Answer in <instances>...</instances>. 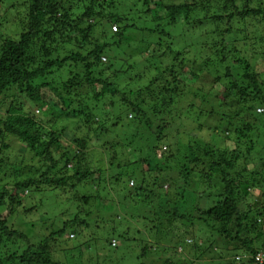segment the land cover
<instances>
[{
  "label": "trees",
  "instance_id": "1",
  "mask_svg": "<svg viewBox=\"0 0 264 264\" xmlns=\"http://www.w3.org/2000/svg\"><path fill=\"white\" fill-rule=\"evenodd\" d=\"M97 1L98 0H29L25 15L22 19V32L16 37L5 35L3 34L4 32L0 33V140L2 141V149H9V144L5 142L8 139L16 138L23 145L22 151H30L38 162L39 156H45V159L52 162L50 169H55L58 166V160L54 161L53 151H59L62 148L59 135L55 132H50L49 142L42 140L43 135L41 134L40 126L33 118L28 117L25 113L22 102H19L18 92L25 94L34 104L41 105L43 115L47 117L53 116L57 119L67 111L64 105L68 97L66 93L72 92L80 96L81 90H83L85 86H97L98 90L96 87L91 97L92 99L88 101V103L91 102L90 105L83 103L85 109L87 108L90 111L87 115L88 120L85 125H90L94 117L109 115L107 114L108 112L104 111L106 108L100 106L101 102L107 100V98L119 96L124 103L127 102L125 95L121 92L119 93L116 87V83L119 81L120 77H123L122 72H117L110 78H97V76L91 78L88 76V83L86 84H82L83 82L81 81H73L70 86L71 91L69 86L66 85V89L63 92H61L59 88L53 86V84L42 83V81L45 80L48 74L55 68L64 67L67 64H85L87 68L93 70L100 67L99 64L101 63L103 68H100L99 71L100 74H104L105 76V71L108 69L111 70V68L114 67V65L111 64L105 67V63L108 62L107 58L111 55L110 53L117 49V51H119V46L122 43L125 44V42H129L132 44L136 42L133 39V33L140 31L139 33L141 34L147 32L149 35H147L148 39L146 40L140 37L142 40L139 42V45L141 46H136L139 51L141 50L138 56H143L147 51H150L149 53H152V51L154 52L155 47L151 48L154 45L153 43L159 46V50H166V52L157 56L156 59L159 60L165 57L176 60L177 57L174 56V58H172L173 55H183V57L186 58L187 55L185 56L184 54L189 53L190 50L200 44V46L209 49V53L218 55L220 57L218 62L225 66V75L224 79L220 80L218 75L217 79L211 74L213 77L212 80H214L211 85L215 87V85L220 84L221 81L225 82L221 92L224 94V101L222 103L224 105H229L228 110L227 113H223L222 115V123L216 124L214 119L211 118L214 115H219L221 112L217 107L218 100L216 98L215 106H210L206 102L209 110L200 109L195 106V104L189 102L187 94L182 92L178 83L183 81V78H176L174 76L171 85L161 86L163 81V73H161L151 79L152 81L150 83L152 86L146 89L148 93L140 92V96L137 97L136 102L128 101L130 107L128 108L127 115L130 113V117L124 115L126 107H122L118 110V113L111 117L112 125L104 129V136L106 139L111 141L109 138L112 139L111 137H114L115 141H120L122 145H133L139 136L138 130L141 127H148L151 129L153 124L156 123L153 117L157 116V119L161 121L158 126V138H153V142L149 145H151L155 151L156 149L160 150L158 145L163 143L166 147L161 151H165L168 155V160H170L176 156L171 148L174 138L172 134L170 136L163 135L165 134L166 127L170 126L167 122V117L169 116L178 126L175 138L177 137L180 139L182 135V137H184V132H188L192 138H198L196 132L191 131L187 127L191 124L190 122H192L196 123L200 129L209 126L211 132L218 133L220 131L223 136L227 132L231 136L233 133H236V143H238L239 146L242 144L245 146V153L247 155L254 156V154H256L259 157L261 155L264 157L262 154L264 152V132H262L263 129L261 127L264 126V114H258V112L261 113V111H259L261 109H258V106L264 107V79L262 78L264 72L263 74L257 73L251 63V59L254 55H259V50L256 49V51H254L255 45L253 44H239L241 41L232 34L236 25L242 27V25H246L249 20L260 21V23L263 22L264 0H170L172 1L171 3H168L166 0H144L143 4L138 1L135 11L129 10V14L124 16L117 14V21L121 30L114 33L111 28L107 27V23L103 26H97L96 24L93 25L88 22L90 20L93 21V19H99L100 23L104 21L105 13L103 11H98L94 7V5H98ZM103 2L107 3L106 1ZM89 3L90 6L88 7L87 4ZM150 3H152L151 6L154 7L153 9L149 8ZM100 4L99 2V5ZM158 9H163L164 13L161 14ZM78 10H81L82 13L78 14ZM259 16L263 18H258ZM1 21L7 24L9 18H7L6 14ZM1 21L0 27L2 25ZM83 25L85 27H83ZM137 25H140L139 29L136 27ZM99 27L103 30V37L110 35L106 34L109 32L114 35L111 43L101 42L100 40H96L97 42L95 40L94 42L91 41L92 37L99 33ZM106 30H108V32H106ZM237 30V33L244 31L241 28ZM64 36H66V38L58 40ZM72 41H75L73 44L75 48L70 54L62 56V54L59 53V48L67 42L72 44ZM176 46H182V50L175 53L177 51ZM121 49L123 48L121 47ZM142 49H144L143 52ZM159 50L156 51L157 55ZM83 51H87L86 55L80 54ZM122 52L120 56L122 55L124 57L128 55H124V50ZM168 52L171 53L170 56ZM133 56H137V53L134 52ZM103 59H106V61L103 62ZM194 65L196 66L198 64L194 62ZM173 69L172 67V71ZM94 74L95 72H93V75ZM199 74L204 75V70L202 69L197 76H199ZM201 76L199 79L207 78L206 75ZM194 82L196 83L197 80ZM156 86H158V88H156ZM195 87L200 89L203 88L202 85L197 86V83ZM152 88H154V90H152ZM230 92H235L234 98L230 96ZM232 99L233 104H230ZM111 103L113 105V101L110 102V105ZM176 105L181 106L177 109V107L175 108ZM96 109L98 110L95 111ZM1 112L5 113V115ZM262 112L264 113V109ZM95 114L97 115L95 116ZM124 117H129L127 119L129 123H124V125L132 129L130 131L135 134L131 133V135H128V131H126L124 132L125 137L123 139L115 135L111 136V133L115 129L120 128L119 125H122L121 121ZM213 123H215V127L210 126ZM124 125H122V129ZM42 129L44 128L42 127ZM254 132H257V134L253 139L251 133ZM219 134H217L218 138H220ZM198 139L202 140L201 138ZM73 140L78 142L77 139ZM79 143L82 149H86L82 154L79 152L80 154H78L77 158L79 163H83L85 161L87 148L95 145L96 142L84 140ZM107 144V141H105L103 144L104 148L108 146ZM102 149V146H97L96 150L103 155ZM189 149L191 150L192 147ZM127 150L128 147L126 148V151ZM204 150L209 158L216 160L212 161L207 174L203 176L200 175L202 178H200L199 186L201 189L204 188V191H211L216 189L215 186L217 184L215 185V181L217 180V183L219 181V187L221 186L222 190L219 194L221 201L218 203L213 204L215 197H204L205 192L202 191L197 193L198 195L195 193L188 194V200L185 202L187 206H183L182 208L173 207L170 206V203L174 202L176 197H174L175 195L172 192L166 191L164 196L165 200H161L162 202L160 204H156L153 201L157 193L156 189L160 190L159 188L162 187L159 182H161L162 178H167L168 184L173 178L170 173H167L166 168L160 166L152 159H145L144 161L147 163L149 162L148 170L155 168L156 176H153L154 178L152 179V177L150 178V176H152L150 171H143V173L139 171L138 174H140V176H138V179H135L134 176L136 175V171H134L133 175H129L128 177L132 178V180H136L137 186L133 189L128 186V197L131 199L133 197L136 198V200L133 199V201H135V207L139 202H142V207L146 206L143 215L145 219H148L147 221L152 224V227L149 228L150 231H148L149 234L157 238V241L168 237L169 240L171 239L169 242L173 243L175 246L184 245L186 252L191 254L193 261H202V259L208 256L210 257L207 253L212 250V246L209 247L204 244H199L196 239L195 244L189 246L187 244L188 238H197L195 236L200 232L197 228L203 227V224L208 226L209 223L212 222L215 224L213 227H215L217 232L224 236L226 240L231 241V243H240L241 249L252 256V258L249 259L250 264H263L259 261V257L261 254H264V206L256 211L250 208L247 211L243 210L240 206L238 194H236V187L240 184L249 188H255L256 185H260L257 174L249 175V178H246V184H244L241 181L243 178L242 173L232 174L236 162L235 159H228L227 152L220 149L218 146L210 144L206 145ZM236 151L239 152L237 149ZM106 152L110 153V151ZM237 152L234 153V158L237 157L241 159V155ZM62 157L66 158L68 154H64ZM120 157L123 158V160L117 159L115 156L112 158L113 164L111 162L115 168L114 172H112L115 179L112 181V186H109L111 184L108 183V187H111L113 190H115L116 185L119 186L122 180H124L122 177L123 171H132L131 168H133L136 163L134 162L126 165V161H124L126 157L125 152ZM126 159L128 162V156ZM194 163H196L198 167L199 160H194ZM42 165V162H40L37 166H31L28 174L27 172H22L20 181L14 186L16 195H8V198L10 197V203L4 210V213L0 214V233L5 235L9 241L16 242L22 240L25 241V243L27 242V248L22 252L16 251L14 254H6L5 257L0 256V264H69L55 262V259H50L49 257L44 259L47 249L49 248L48 244L51 243L54 236L57 235L61 237L66 232L67 224H65L53 237L47 239L46 246L37 248V251H35L36 247L30 244L26 236L11 232L7 226L8 219L15 209L16 204L14 205V203L20 197L21 192L29 187V185L38 184V181H35V176L32 174L36 172L37 169L40 170ZM261 165L263 166L264 162H262ZM181 167L185 170L186 177L190 178L192 170L185 165ZM192 172L194 173V170ZM197 173L198 172H195L196 177L199 176ZM40 177H43V174ZM77 177L84 178L87 177V174L79 173ZM149 178L152 180L148 181ZM45 181L49 182L50 180L47 179ZM61 181L63 182L64 179ZM150 183L153 186H151ZM197 198L206 201L204 202L206 204L211 201V206L207 207L206 204L202 205L201 203H197L196 200H194ZM91 200L92 198H83L86 204H90ZM125 207L132 208L130 206ZM194 207L197 209L195 210ZM126 210L130 214L129 209ZM186 211H188V213ZM126 218L127 217L122 219ZM78 222L79 220L75 219L68 224L77 229L81 227ZM115 228L116 227H114V230H116ZM182 229H184L185 237L180 238L179 236L182 234H180L179 231ZM76 231H80V229ZM108 232L110 233V230H108ZM111 233L114 234L113 230ZM111 233L110 235H112ZM137 233L142 234L143 232L139 230ZM175 236H177L176 239ZM124 237L125 236L121 233V236L118 238L126 241L127 238L125 239ZM177 239L178 241L176 242ZM260 240H263V243L259 248L256 247L255 243ZM148 243L149 242H146L144 244V253L148 250ZM1 247L2 244L0 240V248ZM117 248L118 246L115 247V249ZM260 249L263 251L261 252ZM192 260L183 261V263L179 264H193L194 262ZM165 264L170 263L166 262Z\"/></svg>",
  "mask_w": 264,
  "mask_h": 264
},
{
  "label": "rangeland",
  "instance_id": "2",
  "mask_svg": "<svg viewBox=\"0 0 264 264\" xmlns=\"http://www.w3.org/2000/svg\"><path fill=\"white\" fill-rule=\"evenodd\" d=\"M138 1L143 4L144 0H98V5H94V7L98 11H103L105 13L104 21L100 23L99 19H93V21L90 20L88 22L93 25L96 24L97 26H103L107 23V27L111 28L113 33L119 32L121 29L117 21L118 15L124 16L129 14V10L135 11ZM166 1H168V3L172 2L170 0ZM28 2L29 0H0V21L4 18L5 14L7 18H9L7 24L1 21L0 33L4 32L3 34L5 35L16 37L22 32V19L25 15ZM99 2L101 3L100 5ZM151 4L152 3H150L149 8L153 9L154 7H152ZM87 6L89 7L90 3L87 4ZM158 11H160L161 14L164 13L163 9H158ZM77 13L80 14L82 12L78 10ZM258 18L263 17L259 16ZM114 26L117 27V31H114ZM83 27L85 26L83 25ZM136 27L139 29L140 25ZM238 28L244 31L237 33ZM98 29L99 33L94 37L91 36L93 39H91V41L100 40L106 43H111L113 41L114 35L112 33H106L110 35L107 37L105 36V38L103 37V30H101L100 27ZM106 32H108V30H106ZM139 32L133 33V39L136 42L132 44L129 42H125V44L122 43L123 45L121 44L122 46H119V51H117V49L110 53L111 55L107 58L108 62L105 63V67H108L109 64L114 65V67L111 68V70H106L105 76L104 74H100L99 71L100 68H103L101 63L99 64L100 67L93 70L87 68L85 64H67L64 67L55 68L48 74L46 79L42 81V83L53 84V86L59 88V90L63 92L66 89V85H68L70 89L73 81H81L83 82L82 84H86L88 83V76L91 78L94 76H97V78H110L113 77L115 73L122 72L123 77H120L119 81L116 83V87L119 93L121 92L125 95L127 102L124 103L119 96L107 98V100L101 102L100 106H104L106 108L104 111L108 112L107 114L109 115L94 117L90 125H85L88 120L87 115L90 111L87 108L85 109L83 103L90 105L91 102L88 103V101L92 99L91 97L97 86H85L86 90L85 88L81 90L80 96L72 92L66 93L68 97L64 105L67 111L57 119L53 116L47 117L43 115L41 105L34 104L25 94L18 92L19 102H22L25 113L39 124L41 134L43 135L42 140L49 142L50 132H55L59 135L62 148L59 151H53V158L54 161L58 160V166L55 169H50L52 165L50 160L45 159V156H39L38 162L30 151H22L23 145L16 138L8 139L5 142L9 144V149H2V141L0 140V214L4 213V210L10 203V197L8 198V195H16L14 186L20 181L22 172H27L28 174L31 166H37L38 163L42 162V168L40 170L37 169V171L32 174L35 176V181H38V184L29 185V187L21 192L20 197L14 203V205L16 204L15 209L8 219L7 226L11 232L26 236L30 244L36 247L35 251H37V248L47 245L46 241L48 238L53 237L65 224H67L66 232L61 237L57 235L54 236L51 243L48 244L49 248L47 249L44 259L49 257L50 259H55V262L69 264H165L166 262L170 264H179L183 263V261H191V254L186 252L184 245L175 246L173 243L169 242L171 239L169 240L168 237L157 241V238L148 233L152 224L148 222V219H145L143 215L146 206L142 207V202H139L135 207V201H133V199L136 200V198L133 197L131 199L128 197V188L130 187L133 189L137 186V181L133 179L135 186L132 187V185H130L132 178L128 177L129 175H133L134 171H136V175L134 176L135 179H138V176H140V174H138L139 171L142 173L143 171H150L152 175L150 178L152 177V179L154 178L153 176H156L155 168L148 170L149 162L147 163L144 161L145 159L155 160L157 164L166 168L167 173H170L173 178L168 184L167 178H162L161 182H159L162 187L159 188L160 190L156 189L157 193L153 200L156 204H160L162 202L161 200H165L164 196L166 191L172 192L175 195L174 197H176L175 201L170 203V206L173 207L182 208L183 206H187L185 202H187L189 195L192 193L197 194L202 191L205 192L204 197H215L213 203L215 204L221 201L219 194L222 189L221 186L219 187V181L218 183L217 180L215 181V185L217 184L215 186L216 189L211 191H204V188L201 189L199 181L200 178H202L200 175L203 176L207 174L212 161L216 160L209 158L204 148L208 144L218 146L220 149L227 152L229 160L235 159L236 165L232 174L242 173L243 178L241 181L244 184H246L245 181L249 175L257 174L260 185H256L255 188H249L240 184L236 187V194H238L240 206L243 210L247 211L250 208L256 211L264 206V165H261L262 162H264V157H262V155L259 157L256 154H254V156L247 155L245 153V146H243V144L239 146V144L236 143V133H233L231 136L227 132L224 135L227 137H224L220 131L218 133L211 132L209 126L200 129L196 123L190 122L191 124L187 126L188 129L193 132L195 131L198 138L202 140L195 137L192 138L188 132H184V137H182V135L179 139L177 137L175 138L178 126L168 116L167 122L170 126L166 127L165 134L163 135L170 136L172 134L174 141L172 142L173 146L171 148L174 150H172V152L176 154V156L170 160H168V155L165 151H161L166 147L163 143L158 145L160 150L156 149L155 151L152 146L149 145L153 142V138H158V126L161 121L157 119V116L153 117L156 123L153 124L152 130L148 127H141L138 130L139 136L133 145H122L120 141H115L114 137H111L112 139L109 138L111 141L106 139L104 136V129L112 125L111 117L118 113V110L122 107H126L124 115L126 117L129 116L130 113L127 115L128 108L130 107L129 102H136L137 97L140 96V92L148 93L146 89L152 86L150 83L152 81L151 79L161 73H163L161 86L171 85L174 76L176 78H183V81L178 83L182 92L187 94L189 102L195 104V106L200 109L209 110L206 102L210 106H215L216 98L218 100L217 107L219 111H221L219 115L211 117L216 124L222 123V115L223 113H227L228 110L229 105H224L222 103L224 101V94L221 92L225 82L221 81L222 83L216 84L215 87L211 85L214 81L212 80V75L217 79L218 75L220 80L224 79L225 75V66L218 62L220 59L218 55L209 53V49L200 46V44L190 50L189 53H185L184 55H187L186 58H184L183 55H173L172 58L176 56V60L170 57L159 60L156 59L157 56H160L162 53L166 52V50H159V46L153 43L154 45L151 48L155 47V53L153 51L152 53L147 51L143 56H138L141 50L139 51L136 46H141L139 45V42L142 40L140 37L146 40L148 39L147 35H149L147 32L143 34ZM232 34L241 41L239 44H253L255 45L254 51H256V49L259 50V55H254L251 59V63L257 73L263 74L264 19L261 23L260 21L249 20L248 23L242 25V27L236 25ZM63 38H66V36L58 40ZM74 43L75 41H72V44L70 42L65 43L59 48V53H61L62 56L70 54L75 48L73 45ZM121 47L123 49H121ZM176 49L177 51L175 53L180 52L182 46H176ZM123 50L125 52L124 55H128L124 57L121 55V57L120 54L123 53ZM143 50L144 49H142V52ZM157 50H159L158 55L156 53ZM133 51L137 53V56H133ZM86 53L87 51H83L80 54L86 55ZM168 55L170 56L171 53L168 52ZM104 61H106V59ZM194 62L198 65L195 66ZM172 67L174 68L173 71ZM202 69L204 70V75L199 74V76H197ZM93 72H95L94 75ZM201 75H206L207 78L199 79ZM262 78L264 79V74ZM195 80H197V86H203V90L195 87ZM156 88H158V86H156ZM152 90H154V88H152ZM230 96L234 98L235 92H230ZM111 101H113V105L112 103L110 105ZM232 102L233 99L230 101V104H233ZM180 106L181 105H176L175 108L177 107V109H179ZM258 109H261V113L257 111L258 114H264L262 112L264 107L258 106ZM97 110L98 109L95 111ZM2 114L5 115V113ZM96 115L97 114H95V116ZM126 117L122 119V125H124V123H129L127 119L130 116L128 118ZM215 123L210 126L215 127ZM122 125H119L120 128L115 129L111 133V136L115 135L123 139L125 137L124 132L128 131V135L134 133L131 132L130 130L132 129H129L126 125H124L122 129ZM42 127L44 129H42ZM261 127L263 129L262 132H264V126ZM217 134H219L220 138L217 137ZM256 134L257 132L251 133L253 139ZM73 139H77L78 142H75ZM84 140L95 141L96 144L87 148L85 161L79 163L77 160L78 154H82L83 151L86 150L80 147L79 142ZM105 141H107L108 146L104 148L103 144ZM97 146L103 147V155L96 150ZM127 147L128 150L126 151ZM190 147H192L191 150L189 149ZM236 149L239 152H237ZM105 150L110 151V153H107ZM124 152L126 157L128 156V162L126 157L124 158L126 165L129 163H136L135 166L131 168L132 171H123L122 177L124 180H122L119 186L116 185L115 190H113L111 187H108V183L111 184L109 186H112V181L115 179L112 173L115 169L112 165V158L116 156L117 159L123 160L120 156L123 155ZM235 152L241 155V159L237 157L234 158ZM64 154H68V157H62ZM262 154L264 156V152ZM194 160H199L198 167L196 163H194ZM183 165L189 167L192 171L194 170V173L191 171L190 178L186 177L185 170L181 167ZM195 172H198L197 175L199 176L196 177ZM79 173H85L87 177L78 178L77 174ZM42 174L43 177H40ZM47 179L50 181L46 182L45 180ZM63 179L64 181L62 182L61 180ZM151 186L153 185L151 184ZM85 197L92 198L90 204H86L83 201ZM194 200L202 205L206 204L204 203L206 201L200 200V198ZM210 202L206 204L207 207L211 206ZM125 206H130L132 208H127ZM126 209H129L130 214ZM196 209L197 208H195V210ZM186 212L188 213V211ZM125 217L127 218L122 219ZM75 219L79 220L78 223L81 225L80 228L75 229L68 224ZM202 226L204 228H197L200 230L195 236L197 238L189 237L187 244L193 246L196 239L199 244H204L209 247L212 246V250L207 253L210 257L208 256L202 259V261L192 260L194 262L193 264H250L249 259H251L252 256L241 249L240 243H231V241L226 240L224 236L218 233L216 228L213 227L215 224L212 222L209 223L208 226L206 224ZM114 227H116V230H114ZM79 229L80 231H76ZM111 229L114 234L111 233ZM108 230H110L112 235H110ZM139 230L143 233L138 234L137 232ZM121 233L125 236V239L127 238L129 240L126 239V241H124L118 238L121 236ZM179 233L182 234L179 236L180 238L185 237L184 229L180 230ZM71 234H74V238L70 237ZM176 237L177 236H175V239ZM0 240L2 244L0 248L1 257H5L6 254H14L16 251L22 252L27 248V242L25 243V241L22 240L16 242L9 241L6 236L1 233ZM112 240H115L116 246H118L117 249H115L116 246L114 247ZM177 241L178 239L176 242ZM146 242H149V247L146 253H144L143 248ZM262 243L263 240L258 241L255 243L256 247L260 248ZM263 250L260 249L261 252Z\"/></svg>",
  "mask_w": 264,
  "mask_h": 264
},
{
  "label": "built area",
  "instance_id": "3",
  "mask_svg": "<svg viewBox=\"0 0 264 264\" xmlns=\"http://www.w3.org/2000/svg\"><path fill=\"white\" fill-rule=\"evenodd\" d=\"M114 31H117L118 29H117V27L116 26H114ZM105 59H103V61H104ZM259 111H261V110H259ZM73 237V236H72ZM259 261L261 262V263H263L264 264V254L263 255H260V257H259Z\"/></svg>",
  "mask_w": 264,
  "mask_h": 264
},
{
  "label": "clouds",
  "instance_id": "4",
  "mask_svg": "<svg viewBox=\"0 0 264 264\" xmlns=\"http://www.w3.org/2000/svg\"><path fill=\"white\" fill-rule=\"evenodd\" d=\"M134 184H135V182L132 180L131 183H130V185H132V187H133V186H135ZM72 236H73V237H72ZM70 237L74 238V234H71ZM112 241H113V240H112ZM113 245H114V247L116 246L115 240L113 241ZM261 255H262V254H261Z\"/></svg>",
  "mask_w": 264,
  "mask_h": 264
}]
</instances>
